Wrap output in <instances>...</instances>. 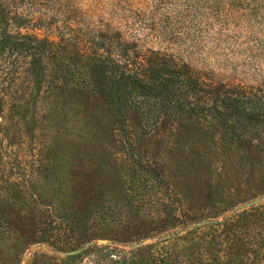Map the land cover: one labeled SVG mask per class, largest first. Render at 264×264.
<instances>
[{"label":"rangeland","instance_id":"rangeland-1","mask_svg":"<svg viewBox=\"0 0 264 264\" xmlns=\"http://www.w3.org/2000/svg\"><path fill=\"white\" fill-rule=\"evenodd\" d=\"M11 1L13 14L50 15L0 24L9 35L59 32L84 44L87 23L117 25L140 52L164 49L202 77L264 90L255 7ZM20 61L0 55V264H264V143L219 140L201 119L140 133L118 125L103 97L49 92L47 68L29 97Z\"/></svg>","mask_w":264,"mask_h":264},{"label":"trees","instance_id":"trees-1","mask_svg":"<svg viewBox=\"0 0 264 264\" xmlns=\"http://www.w3.org/2000/svg\"><path fill=\"white\" fill-rule=\"evenodd\" d=\"M211 1L226 7V0ZM228 3L245 9L247 5L248 9L255 7L253 12L264 19V0ZM13 4L0 0V24L13 20L33 23L50 15L13 14ZM79 31L84 44H78L76 37L63 38L59 32L9 35L0 29V55L21 58V72L31 82L29 97L37 95L46 82L47 68L45 89L49 92L103 97L118 125L130 123L140 133L157 131L179 120L201 119L216 131L219 140L239 145L264 143V90L260 87L202 77L188 61L176 59L164 49L140 52L136 39L125 37L117 25L99 32L87 23Z\"/></svg>","mask_w":264,"mask_h":264},{"label":"water","instance_id":"water-1","mask_svg":"<svg viewBox=\"0 0 264 264\" xmlns=\"http://www.w3.org/2000/svg\"><path fill=\"white\" fill-rule=\"evenodd\" d=\"M90 242L86 243L85 245H89ZM81 250V248H78V249H74V250H71V251H68L66 254H75L77 252H79Z\"/></svg>","mask_w":264,"mask_h":264}]
</instances>
